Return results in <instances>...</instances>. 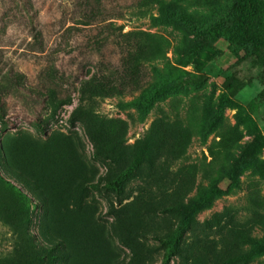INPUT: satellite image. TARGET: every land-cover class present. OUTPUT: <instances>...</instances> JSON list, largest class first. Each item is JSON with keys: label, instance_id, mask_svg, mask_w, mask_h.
<instances>
[{"label": "rangeland", "instance_id": "374dc122", "mask_svg": "<svg viewBox=\"0 0 264 264\" xmlns=\"http://www.w3.org/2000/svg\"><path fill=\"white\" fill-rule=\"evenodd\" d=\"M73 2L0 0V174L29 200L0 181V256L160 264L156 235L180 233L171 264H264V65L226 35L194 50L173 14L208 26L233 0H101L89 24ZM97 21L148 34L139 41L160 56L137 62L141 89L81 101V83L110 78L126 55ZM178 74L202 81L178 86ZM161 81L170 91L144 104ZM80 104L89 116L73 113ZM94 125L108 138L119 131L118 160L98 152ZM130 163L121 195L104 188Z\"/></svg>", "mask_w": 264, "mask_h": 264}, {"label": "trees", "instance_id": "16d2710c", "mask_svg": "<svg viewBox=\"0 0 264 264\" xmlns=\"http://www.w3.org/2000/svg\"><path fill=\"white\" fill-rule=\"evenodd\" d=\"M100 5L101 0H74L72 16L85 17L87 18V21L81 23L89 24V18L91 19L100 14L99 10L96 9V6H98L99 9ZM149 5L150 3L147 1H141V3H138V6L144 10H146ZM112 8H115V6L112 5ZM163 12L166 15L170 14L166 10ZM173 14L179 15L180 20L192 31L194 37L199 41L194 50L209 46L219 37L226 35L239 45L245 58L251 59L256 65H264V0H233L227 12L219 16L213 24L208 26L196 25L181 13H174L173 11ZM95 23L97 24L95 28L96 30L107 29L112 38L115 37L113 38L114 41L121 38L123 44L125 43L127 50L126 55L121 59L123 64V66L121 65L122 68L120 66L113 75H110V78L103 77L104 80L101 78L99 80L89 78L81 83V101L85 99V96L90 98L93 96L102 97L120 95L124 89H141L139 84L131 80L137 62L144 59L150 60L160 56V53L153 48H146L141 44V41H139L140 36L148 34L142 32L121 33L112 21L103 23V26H101L102 21H97ZM116 42L119 43V41ZM175 81L178 86L199 84L202 81V77H186L183 74H178L175 77ZM131 84L135 85V87H132ZM169 91L170 86L167 81H161L145 93L143 98L144 104H150L154 98L162 96ZM228 100V96L224 94L220 100L219 110L227 104ZM73 113L90 115L89 111L81 104L74 109ZM94 127L96 128L93 129V127H88V132L91 139L95 141L98 152L105 154L108 158L118 160L115 142H118L117 139L120 136L119 131H113L111 137L108 138V135H103L101 133L99 125H94ZM2 167L4 168L5 165ZM135 171V164L130 163L126 168L121 169L115 177L106 179L103 184L104 188L113 191L118 196L121 195L124 191V185L135 174ZM0 181L3 182L5 187L17 194L21 200L28 203L29 200L27 195L1 174ZM218 191L219 189L217 187L212 188L203 195L202 200H209L211 196ZM205 224H207V221H205ZM155 238L158 241L159 246L162 248L160 264H171L173 257L180 255L181 234L156 235ZM57 247L58 245L52 247L50 250ZM225 257L232 256L226 255ZM231 260L232 258H227L224 262L230 263ZM0 264H14V260L10 256H0Z\"/></svg>", "mask_w": 264, "mask_h": 264}]
</instances>
